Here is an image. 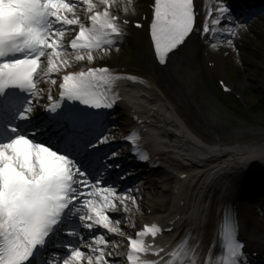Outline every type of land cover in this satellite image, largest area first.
Returning a JSON list of instances; mask_svg holds the SVG:
<instances>
[{"label": "snow or ice", "instance_id": "snow-or-ice-1", "mask_svg": "<svg viewBox=\"0 0 264 264\" xmlns=\"http://www.w3.org/2000/svg\"><path fill=\"white\" fill-rule=\"evenodd\" d=\"M252 18L229 0H0V264H250L227 213L206 251L190 234L168 251L156 238L173 229L156 223L126 231L139 188L121 187L119 152L101 146L117 81L138 79L106 63L132 29L154 66L179 72L194 40L238 52Z\"/></svg>", "mask_w": 264, "mask_h": 264}, {"label": "bare ground", "instance_id": "bare-ground-1", "mask_svg": "<svg viewBox=\"0 0 264 264\" xmlns=\"http://www.w3.org/2000/svg\"><path fill=\"white\" fill-rule=\"evenodd\" d=\"M130 34L135 35L133 41L136 44H143L142 38H145L143 33L130 32ZM192 49L194 48L186 50L185 55L181 58V71L175 72L166 70V73L171 78L179 80L178 88L181 89L184 87L179 91L180 96L182 91L188 90V87L186 86L185 69L187 68L186 64L189 59V52ZM112 58L113 56L111 59ZM199 64L201 66V63ZM124 65L126 68H132L134 72L141 75L134 76L145 81L138 88L126 87L125 101L121 104L127 105L129 103H134L140 110L146 108L144 113L147 114V117L151 122H154L152 120L153 115H150L149 111L153 105H156L158 118L164 122L167 132L175 137L172 143L181 150V154L184 157H187L185 159L186 161L188 158H193L195 162H203L199 171H207L209 176L213 172V169L226 171L223 175H215L216 178L211 182H207L208 180H206L200 184L201 191L205 194L206 207L209 211L208 223L204 228V233L201 237L205 242H210L212 240L214 216L218 210V205L220 206L219 209L222 208L223 201L234 196L232 191L233 183L238 181L241 177L240 174L245 171L248 168V165L253 161H258L264 164V139H257L253 136L237 139L240 140V143L236 148L233 146L235 143L234 141H226L227 139L218 138L217 134L211 131L213 127L210 124H206L209 128H207L205 124H192L188 120L189 117L194 119H196V117L189 111L184 104V101H182L181 104H178L173 100L171 102L168 96L163 92L162 87L158 84L156 76L150 70L152 61L148 50L145 49V44L142 45L138 58L133 62H126ZM216 67L217 71L220 72L221 66L217 60ZM200 80L205 85V80L201 75ZM185 94L186 93H184L183 96ZM197 120L200 123H203L199 119ZM206 121L209 122L207 119ZM187 131L211 143V150H205L207 157H209L207 160H198V153L192 147L197 145L188 137ZM205 136L210 139L207 140ZM244 139L247 141H242ZM214 150H219V154L213 152ZM208 163L213 165L210 166ZM242 213L243 218L247 219L248 222L253 221L252 217L255 218L253 211L245 206L244 209H242ZM189 228L192 230V233L200 236L201 227L198 220L190 222Z\"/></svg>", "mask_w": 264, "mask_h": 264}, {"label": "rangeland", "instance_id": "rangeland-1", "mask_svg": "<svg viewBox=\"0 0 264 264\" xmlns=\"http://www.w3.org/2000/svg\"><path fill=\"white\" fill-rule=\"evenodd\" d=\"M264 37V30H262ZM256 41L259 46L254 49H241L236 51L229 65V72L232 74V80L235 84L243 85V108H239L238 103L225 105L223 99L216 93L215 86L210 83L211 90L215 93L216 101L210 108V113L216 118L224 121L223 128H244L245 131L253 133L258 131L251 129L256 128L257 124L264 123V114L261 110L264 109V38ZM242 46V45H241Z\"/></svg>", "mask_w": 264, "mask_h": 264}]
</instances>
